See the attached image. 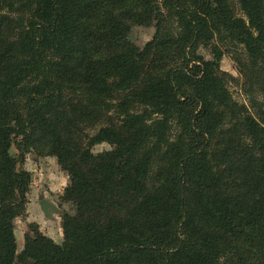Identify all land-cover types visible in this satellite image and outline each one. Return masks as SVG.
Here are the masks:
<instances>
[{"label": "trees", "instance_id": "16d2710c", "mask_svg": "<svg viewBox=\"0 0 264 264\" xmlns=\"http://www.w3.org/2000/svg\"><path fill=\"white\" fill-rule=\"evenodd\" d=\"M133 25L155 27L141 48ZM234 46L248 106L219 70ZM31 149L76 210L17 254ZM0 264H264V0H0Z\"/></svg>", "mask_w": 264, "mask_h": 264}, {"label": "rangeland", "instance_id": "374dc122", "mask_svg": "<svg viewBox=\"0 0 264 264\" xmlns=\"http://www.w3.org/2000/svg\"><path fill=\"white\" fill-rule=\"evenodd\" d=\"M234 7L236 12L241 14L237 4L234 3ZM154 31L153 25H133L129 35L131 40L141 48L151 39ZM201 52L208 57V54ZM246 59L241 46L229 47L221 56L219 70L227 78L232 98L248 106L250 93L255 95L258 91L259 85L256 79L260 77L257 70ZM244 71L247 73H243ZM248 74L251 75V79H248ZM111 149V145L105 142L92 147L94 153ZM11 153L18 157L19 152L13 144ZM17 168L29 172L30 182L24 211L13 220L16 253L21 252L23 248L25 233L30 223L37 224L42 234L60 243L63 238L61 217L64 212L74 214L76 210L75 203L65 198V188L69 185L68 173L61 167L55 156L34 149L24 153V160L17 164ZM41 200L49 204L46 210L42 208Z\"/></svg>", "mask_w": 264, "mask_h": 264}, {"label": "water", "instance_id": "95a60500", "mask_svg": "<svg viewBox=\"0 0 264 264\" xmlns=\"http://www.w3.org/2000/svg\"><path fill=\"white\" fill-rule=\"evenodd\" d=\"M41 206L44 210H46V206H48L49 204L45 202V200H41Z\"/></svg>", "mask_w": 264, "mask_h": 264}]
</instances>
